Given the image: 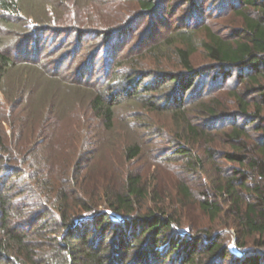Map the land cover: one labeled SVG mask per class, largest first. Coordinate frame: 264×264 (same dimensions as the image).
<instances>
[{
    "label": "trees",
    "instance_id": "obj_1",
    "mask_svg": "<svg viewBox=\"0 0 264 264\" xmlns=\"http://www.w3.org/2000/svg\"><path fill=\"white\" fill-rule=\"evenodd\" d=\"M189 1L192 13L196 14L195 9L199 12L197 2ZM221 1L231 8L237 6L233 10L242 24L233 34L221 36L203 25L205 34L201 37L194 30L167 36L162 45L173 46L184 69L180 75L168 73L162 82L158 77L142 84L147 79L144 75L140 81L128 82L119 93L104 90L91 94L88 107L110 130L119 97L139 99L162 83H172L168 108L176 130L174 156L184 158L186 168L197 172L204 164L193 146L209 144L204 151L213 160V144L219 140L227 147L219 157L238 165L227 172L216 167L220 173L208 177V187L195 199L190 187L180 183L179 202L195 200L199 212L215 224L221 214L230 213L231 226L238 235L254 236L253 244L264 249V0ZM135 2L141 10L151 12L159 8L160 1ZM19 11L17 0H0V26L9 24ZM1 32L0 92L7 93L5 80L15 61L3 50ZM103 34L109 44L113 32ZM198 48L210 66H192L191 57ZM12 53L17 55L18 51ZM19 57L26 58L24 54ZM233 74L236 85L226 87L229 102L222 105L218 93H212ZM192 87L190 96L184 97L185 90ZM20 100L16 102L22 103ZM145 104L157 109L149 98ZM227 105H233L235 111L228 113ZM27 122L20 126L0 112V264H221L230 256L221 233L201 229L200 233L187 234L178 209L169 204L156 202L143 209L140 203L151 195L139 174L127 172L117 184L106 185L103 180L90 179L80 160L68 159L54 174L32 165L35 170H28L30 164L27 170L22 169L19 162L28 163L38 145ZM3 124L12 131L8 137ZM19 129L18 137L11 139ZM123 150L126 160L132 161L142 149L133 141ZM102 204L104 208L99 210ZM108 210L120 219H114ZM186 227L193 232L192 225ZM236 245L244 248L242 242ZM232 263L263 264L262 254L242 251Z\"/></svg>",
    "mask_w": 264,
    "mask_h": 264
},
{
    "label": "rangeland",
    "instance_id": "obj_2",
    "mask_svg": "<svg viewBox=\"0 0 264 264\" xmlns=\"http://www.w3.org/2000/svg\"><path fill=\"white\" fill-rule=\"evenodd\" d=\"M158 1L159 8L149 12L141 10L135 0H17L20 11L12 15L9 24L0 26L5 40L3 50L15 61L5 80L7 93L0 92V112L20 126L28 120L38 144L29 162L18 165L26 169L30 164L28 170L33 171L34 167H42L54 174L67 165L68 159L80 160L90 179L103 180L106 185L117 184L127 172L139 174L151 195L140 203L143 209L156 202L169 204L178 209L185 222L182 230L187 234L200 233L201 229L221 233L223 244L231 251L221 264H233L242 251H258L264 264V249L253 244L254 236L238 235L231 226L230 213L221 214L215 224L199 212L195 200L179 202L180 183L190 187L195 199L199 191L208 187V177L220 173L216 167L227 172L238 165L219 157L218 153L227 149L219 140L213 144V160L204 151L211 147L209 144L193 146L204 164L197 172L186 168L184 158L174 156L176 130L168 108V95L174 90L172 83H162L139 99L119 97L110 130L88 107L91 94L104 90L119 93L128 82L140 81L144 75L147 79L142 84L158 77L162 82L168 73L180 75L184 69L179 66L173 46L162 45L167 36L179 30H194L201 37L205 34L202 26L206 25L210 31L228 37L242 24L233 10L237 6L231 8L221 0H195L199 8V12L195 9L196 14L192 13V1ZM111 31L113 37L108 44L103 33ZM154 45L158 47L149 51ZM14 51H18V56ZM20 51L26 58L19 57ZM191 64L196 68L210 66L211 62L198 48ZM128 73H133L127 77L129 80L125 78ZM204 82L206 92L209 82ZM233 85L235 74L212 95L218 93L222 105H226V87ZM192 90L193 87L185 90L184 97ZM148 98L157 109L145 104ZM226 108L228 113L235 111L233 105ZM3 128L7 137L12 134L7 124ZM18 133L20 129L15 130L11 139L17 138ZM133 141L142 150L139 157L128 161L123 148ZM98 208L102 210L103 204ZM107 212L112 217L117 215ZM189 224L193 232L186 227ZM238 241L244 248L236 245Z\"/></svg>",
    "mask_w": 264,
    "mask_h": 264
},
{
    "label": "water",
    "instance_id": "obj_3",
    "mask_svg": "<svg viewBox=\"0 0 264 264\" xmlns=\"http://www.w3.org/2000/svg\"><path fill=\"white\" fill-rule=\"evenodd\" d=\"M112 215H113V214H112ZM113 218H114V219H118L119 216L117 217V215H113ZM119 219H120V218H119ZM80 221H81V220H78V221H76V222H80ZM234 248L237 249L235 245H234Z\"/></svg>",
    "mask_w": 264,
    "mask_h": 264
}]
</instances>
